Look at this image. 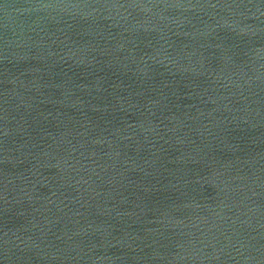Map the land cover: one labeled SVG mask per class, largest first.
I'll return each instance as SVG.
<instances>
[{
	"label": "water",
	"instance_id": "1",
	"mask_svg": "<svg viewBox=\"0 0 264 264\" xmlns=\"http://www.w3.org/2000/svg\"><path fill=\"white\" fill-rule=\"evenodd\" d=\"M0 264H264V0H0Z\"/></svg>",
	"mask_w": 264,
	"mask_h": 264
}]
</instances>
